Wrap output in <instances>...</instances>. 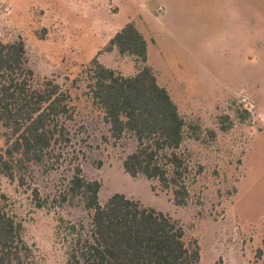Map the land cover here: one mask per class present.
<instances>
[{
  "label": "rangeland",
  "instance_id": "obj_1",
  "mask_svg": "<svg viewBox=\"0 0 264 264\" xmlns=\"http://www.w3.org/2000/svg\"><path fill=\"white\" fill-rule=\"evenodd\" d=\"M129 22L148 40L149 64L193 127L180 148L193 170L186 208L156 181L125 172L123 161L138 142L130 134L112 139L88 95L96 56L125 76L138 72L135 57L105 51ZM0 41L21 44L36 84L54 79L76 108L71 145L32 169L41 206L33 190L0 175V197L23 223L39 264L67 263L73 226L91 235L90 213L68 193L74 159L89 180L101 181L102 204L124 193L197 238L200 264H262L264 0H0Z\"/></svg>",
  "mask_w": 264,
  "mask_h": 264
},
{
  "label": "trees",
  "instance_id": "obj_2",
  "mask_svg": "<svg viewBox=\"0 0 264 264\" xmlns=\"http://www.w3.org/2000/svg\"><path fill=\"white\" fill-rule=\"evenodd\" d=\"M114 50L135 57L138 72L125 76L96 56L88 71V95L103 111L112 139L130 134L138 142L123 161L125 172L134 179L156 181L161 191L171 193L176 206L186 208L191 203L193 170L180 148L192 126L160 84L149 64V42L135 23H127L111 38L105 51ZM75 115L69 90L48 78L37 85L25 48L0 41V136L4 139L0 175L33 190L38 206L42 200L30 183L32 169L71 145L68 122ZM75 161L68 193L72 200L81 199L91 215L92 230L86 236L73 226L72 238L65 239L66 264H200L197 238H187L169 215L124 193L117 192L102 204L101 181L89 180ZM4 198L0 197V264H39L24 237L23 223L8 211ZM258 258L264 264V240Z\"/></svg>",
  "mask_w": 264,
  "mask_h": 264
}]
</instances>
